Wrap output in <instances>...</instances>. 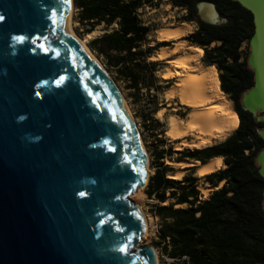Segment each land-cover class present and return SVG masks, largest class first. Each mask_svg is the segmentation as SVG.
I'll list each match as a JSON object with an SVG mask.
<instances>
[{
  "label": "water",
  "instance_id": "1",
  "mask_svg": "<svg viewBox=\"0 0 264 264\" xmlns=\"http://www.w3.org/2000/svg\"><path fill=\"white\" fill-rule=\"evenodd\" d=\"M231 1L252 16L239 104L264 142V0ZM71 4L0 0V264H155L129 199L145 156L114 81L69 32ZM196 13L224 22L212 3ZM255 164L264 180V148ZM262 199L264 212V186Z\"/></svg>",
  "mask_w": 264,
  "mask_h": 264
},
{
  "label": "trees",
  "instance_id": "2",
  "mask_svg": "<svg viewBox=\"0 0 264 264\" xmlns=\"http://www.w3.org/2000/svg\"><path fill=\"white\" fill-rule=\"evenodd\" d=\"M160 1V0H157ZM173 8L186 10L183 22L195 23L197 29L184 38L203 51L201 63L214 66L220 91L229 97L238 119V127L224 141L203 149L178 152L180 159L205 163L222 158L224 168L205 176L216 188L201 199L198 178L187 175L181 180L165 176L171 168L163 166L162 152L156 153V169L150 176L146 194L168 205L155 206L162 218L158 232L160 252L169 264H264V212L262 190L255 156L264 148L257 136L261 128L252 116L243 111L239 101L242 92L253 83L246 59L241 60L240 46L253 32L251 14L231 0H168ZM151 0H73L77 19L89 33L96 25L115 26L112 31L93 39L89 46L104 65L128 78L136 85L141 67L153 77L155 63L147 62L153 47L142 48L151 31L137 15V10ZM212 3L220 24L199 20L196 5ZM212 43L217 45L210 47ZM159 46H168L161 42ZM134 62L128 68V62ZM167 88V87H164ZM192 168H189L190 170ZM167 194V195H166ZM174 206H178L174 208Z\"/></svg>",
  "mask_w": 264,
  "mask_h": 264
},
{
  "label": "bare ground",
  "instance_id": "3",
  "mask_svg": "<svg viewBox=\"0 0 264 264\" xmlns=\"http://www.w3.org/2000/svg\"><path fill=\"white\" fill-rule=\"evenodd\" d=\"M70 15L71 7L67 16L69 32L82 45L89 56L103 68L92 55L91 51H89L84 40L79 39L74 34L71 27ZM203 15L207 20L213 21L216 18L211 7H206L203 10ZM183 28L184 26L173 24L160 27L157 32H155L157 39L173 41L171 43L172 47H161L149 56V60L165 64L161 72V78L164 81H172L169 86L164 89L163 99L167 103L171 102L178 106H182L186 113L185 117H180L176 114L174 108L172 112L166 115L164 109H159L155 113V117L158 120H163L165 123V137L169 142H173V149L178 151H183L185 148H201L202 146L219 142L232 134L238 127V119L235 111L230 108V102L224 99L223 93L218 89L219 81L217 80L218 78H216L215 67L209 66L211 68H205V66L198 63V56L200 55L201 49L191 48L180 42L179 36L183 33L185 29ZM92 34L93 31L87 35V38L89 36L91 37ZM120 95L128 111L147 164V155L140 139L137 126L132 118L127 102L121 93ZM166 164L176 169L178 168L177 172L171 173L169 177L179 180L182 176V170H179V168L186 163L183 161L168 160ZM197 165L198 167L194 171V174L195 176L203 178L208 172L221 166V158H212L205 163H199ZM224 167L223 164V168ZM222 183L223 182H220L218 185L220 186ZM197 189L201 190L204 195H206L208 191V188H204L202 185L197 186ZM137 207L140 209L139 206ZM142 214L145 220L144 233H146L149 223L145 214L143 212ZM157 259L156 255L155 264H158Z\"/></svg>",
  "mask_w": 264,
  "mask_h": 264
},
{
  "label": "rangeland",
  "instance_id": "4",
  "mask_svg": "<svg viewBox=\"0 0 264 264\" xmlns=\"http://www.w3.org/2000/svg\"><path fill=\"white\" fill-rule=\"evenodd\" d=\"M71 3L72 4H71L70 21L74 34L79 39L84 40V43L89 49V51H91L95 59L100 63V65L112 78L115 85L119 89V92L122 94L123 98L127 102L132 118L135 122V125L137 126L145 153L147 155L146 169L148 172V180L156 169L157 163L155 160V155L156 153H160V152H162V155L164 157L161 160L163 162V166H166L167 168H171V170L167 171L165 174L167 178H170L169 175H171V173L177 172V169H174L173 167L166 164V161L168 160L179 161L181 159L179 157L180 155L178 154V152H185L186 150L191 151L194 149L185 148L183 151L174 150L173 149L174 144L169 142L165 137L164 121L158 120L155 117V113L159 109H164L166 115L172 112L173 108L175 109L176 114H178L180 117L186 116L185 110L183 108H181L175 103H171V102L167 103L163 99V91L165 89L164 87H168L169 84L172 82L171 80L164 81L161 78V72L163 71L165 64L162 62L149 60V57L146 58L147 62L155 63L153 77L149 75L147 70L141 67L134 68V72H137L140 75V80L136 85L132 84L128 78H123L119 76L116 73L115 69L113 68L108 69L104 65L102 57H98L95 54V52L92 51L89 44L93 39L100 37L104 33H108L112 31V29L115 26L106 27L104 24L96 25L93 27L92 36L91 37L89 36L87 38V35L89 33H92V31L89 33L86 32V26L82 25L77 19L78 9L74 7L73 0H71ZM154 7L160 9L161 11L160 14L162 16L158 14L157 17L152 16L153 21H151L152 18L148 20L152 22L151 25L149 26L151 31L149 32L146 38V42L142 44L143 49L147 47H153L154 50L152 51V53H155V51H157L161 47L171 46V43H168V46H159V44H155V41L153 39V36L155 34L154 31L158 30L160 27L165 26L167 24L176 25L177 23L183 22V17L186 14V10L184 9L173 8L168 0H160V1L151 0L150 3L144 4L140 9L137 10V15H139L141 18H143L144 15L150 16L148 13L149 11L148 9L149 8L154 9ZM141 22L144 24L142 20ZM217 44L218 43H212L210 47H213ZM239 50L241 52V60L246 59L249 52L248 42L247 41L243 42ZM133 64L134 62L132 61V62H128L126 65L130 69L133 68ZM223 97L224 99L229 101L233 107V103L229 100V97L224 93H223ZM194 171H195L194 169H190L189 171L185 172L184 175L179 180H181L184 176L187 175H192L196 177ZM148 180L144 187L139 188L136 192H134L129 196V199L133 202V204L140 207V209L145 214L149 223L148 230L146 231V233H143L140 237L139 246L145 245L152 247L156 252L158 258L157 259L158 264H169L170 260L161 254L160 247L158 245L159 242L158 232L163 220L161 217L156 215L155 206L168 205L173 201L172 200L159 201L153 196L149 197L146 194ZM201 185L204 188H208L206 195H204L203 192L199 190V193L201 194V199L206 198L211 192V190L213 191L214 189L221 187V185L220 186L218 185L216 188H212L213 187L212 183L209 180H206L205 177H203L202 179H198L197 186H201ZM176 207L178 206H174V208Z\"/></svg>",
  "mask_w": 264,
  "mask_h": 264
},
{
  "label": "crops",
  "instance_id": "5",
  "mask_svg": "<svg viewBox=\"0 0 264 264\" xmlns=\"http://www.w3.org/2000/svg\"><path fill=\"white\" fill-rule=\"evenodd\" d=\"M150 12H149V11ZM147 11H148V13H149V15L150 16H147V15H144L143 16V18H141L139 15H138V17H139V19H141L143 22H144V24L145 25H147V26H150L151 25V21H153V17L152 16H155V17H157V15L158 14H160L161 13V11H160V9H158V8H156V7H154V9H152V8H149ZM141 11H142V9H141ZM161 15V14H160ZM168 15H170V14H168ZM172 15V14H171ZM162 16V15H161ZM163 16H164V14H163ZM152 18V20L151 21H148V20H150ZM177 26H184V31H183V33L179 36V40H180V42H182V43H184V45L185 46H190L191 48H199V47H196V46H194V45H190L187 41H185L184 40V38L185 37H187L189 34H191V33H193L196 29H197V25L195 24V23H192V22H190V23H186V22H181V23H177L176 24ZM190 27V28H189ZM186 29H188V30H186ZM154 32H157V30L156 31H154ZM153 39H154V41H155V44H159V43H161V42H168V43H172L173 41H171V40H158L157 39V37H156V33L154 34V36H153ZM169 47H172V45L171 46H169ZM160 49V48H159ZM202 56H203V51L202 50H200V55L198 56V63H200L201 65H203L202 63H201V59H202ZM203 66H205V65H203ZM205 68H211V67H209V66H205ZM213 68V67H212ZM214 70H215V72H216V78H218V73H217V70L214 68ZM218 80V79H217ZM218 89L220 90V84H219V82H218ZM181 108H182V106H180ZM230 108L233 110V107H232V105H231V103H230ZM229 136V135H228ZM227 136V137H228ZM226 137V138H227ZM190 138V137H189ZM225 138V139H226ZM225 139H223V140H221V141H219V142H215L214 144H216V143H220V142H222V141H224ZM171 143H173V142H171ZM214 144H211V145H205V146H202L201 148H192V149H203V148H205V147H209V146H212V145H214ZM189 149H191V148H189ZM179 161H183V162H185L186 164L184 165V166H181L180 168H179V170H182V176L184 175V173L185 172H187V171H189L188 169L189 168H192V169H194V170H196L197 169V167H198V165L197 164H199V162L198 161H194V160H190V159H181V160H179ZM174 168V167H173ZM223 168V160H222V158H221V166H219V167H217L215 170H213V171H210V172H208L207 174H211V173H213V172H215V171H217V170H219V169H222ZM174 169H176V168H174ZM177 170H178V168H177ZM181 176V177H182ZM207 176V175H206ZM198 179H202V177H199V176H196ZM217 189V188H216ZM212 191V190H211Z\"/></svg>",
  "mask_w": 264,
  "mask_h": 264
},
{
  "label": "snow or ice",
  "instance_id": "6",
  "mask_svg": "<svg viewBox=\"0 0 264 264\" xmlns=\"http://www.w3.org/2000/svg\"><path fill=\"white\" fill-rule=\"evenodd\" d=\"M3 19V17H0V20H2ZM81 195H84L83 193H81Z\"/></svg>",
  "mask_w": 264,
  "mask_h": 264
}]
</instances>
